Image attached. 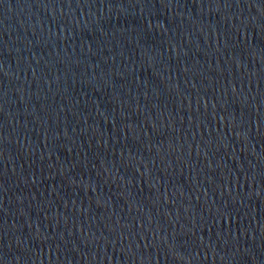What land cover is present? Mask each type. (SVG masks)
<instances>
[{
    "label": "water",
    "instance_id": "obj_1",
    "mask_svg": "<svg viewBox=\"0 0 264 264\" xmlns=\"http://www.w3.org/2000/svg\"><path fill=\"white\" fill-rule=\"evenodd\" d=\"M0 264H264V0H0Z\"/></svg>",
    "mask_w": 264,
    "mask_h": 264
}]
</instances>
